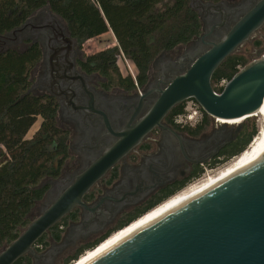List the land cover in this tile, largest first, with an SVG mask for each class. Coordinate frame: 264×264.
I'll return each mask as SVG.
<instances>
[{"label": "flooded vegetation", "instance_id": "obj_1", "mask_svg": "<svg viewBox=\"0 0 264 264\" xmlns=\"http://www.w3.org/2000/svg\"><path fill=\"white\" fill-rule=\"evenodd\" d=\"M258 1H203L222 6L205 17L198 12L201 34L187 44L160 53L151 64L147 83L139 90L116 86L107 77L85 68L92 54L85 55L83 45L79 46L72 37L75 43L70 45L64 22L50 21L45 8L12 38L2 40L0 50L6 45H39L42 58L32 73L30 90L55 100L57 126L67 137L68 157L55 179H45L48 182L43 185L48 190L38 202L43 203L40 214L117 143L136 134L135 127L150 112L160 92ZM220 25L223 26L217 28ZM262 39L264 45V35ZM171 112L160 126L143 133L139 143L124 152L89 189L83 198L85 206L75 207L60 222L61 240L51 238L53 244L39 252L44 256L30 258L31 264H56L64 250L75 247L79 251L181 194L201 177L205 162L211 165L221 160L219 154L224 147H220L239 134L233 128L214 125L212 120L206 130L193 133L201 129L204 119L195 128L182 127L175 123V116L171 118Z\"/></svg>", "mask_w": 264, "mask_h": 264}, {"label": "trees", "instance_id": "obj_2", "mask_svg": "<svg viewBox=\"0 0 264 264\" xmlns=\"http://www.w3.org/2000/svg\"><path fill=\"white\" fill-rule=\"evenodd\" d=\"M219 2L221 0H203ZM191 0H0V36L23 26L34 14L49 7L66 25L70 36L82 46L89 40L111 33L114 46L88 57L85 68L98 72L125 89L144 86L154 59L164 51L187 44L201 34L199 15L190 7ZM262 42H257L260 47ZM42 58L38 44L7 47L0 50V249L14 242L32 222L30 214L48 186L45 179H55L68 157L67 137L57 126V105L49 96L29 93L32 73ZM125 59L136 71V81L122 74L119 62ZM243 56H230L214 73L212 86L217 93L222 80L230 81L246 67ZM176 106L171 118L183 112ZM204 112L201 133L209 125ZM40 120V125L29 137ZM259 130L255 123L244 125L237 137L220 152L223 165L240 156L253 142ZM203 171H201L202 173ZM141 218V217H140ZM131 220L115 232L137 221ZM59 223L51 229V238L59 242ZM115 232H109L94 243L82 247L63 264L76 262L87 251L96 249ZM46 236V235H45ZM45 236L36 246L47 247ZM15 264H31L23 257Z\"/></svg>", "mask_w": 264, "mask_h": 264}, {"label": "water", "instance_id": "obj_3", "mask_svg": "<svg viewBox=\"0 0 264 264\" xmlns=\"http://www.w3.org/2000/svg\"><path fill=\"white\" fill-rule=\"evenodd\" d=\"M220 6L221 3L202 0L190 2L192 10L203 17L215 13ZM44 10L50 21L63 23L49 7ZM30 21L31 18L23 26L0 36V44ZM263 28L264 0H259L188 70L160 92L155 105L135 127L136 134L117 143L14 242L2 248L0 264H15L23 257L33 260L43 257L35 248L37 242L75 207H84L83 198L89 189L124 152L139 143L143 133L160 126L176 106L195 100L213 120L230 121L257 115L264 102L263 50L258 52L255 61L228 81L221 93L215 92L212 78L230 56ZM66 38L70 45L75 43L69 34ZM92 264H264V150L247 168L140 231Z\"/></svg>", "mask_w": 264, "mask_h": 264}, {"label": "bare ground", "instance_id": "obj_4", "mask_svg": "<svg viewBox=\"0 0 264 264\" xmlns=\"http://www.w3.org/2000/svg\"><path fill=\"white\" fill-rule=\"evenodd\" d=\"M257 115H260L264 118V102L261 106V109ZM256 116V115H255ZM243 119H236L230 121L218 120L220 123L225 124H238ZM264 122V119H263ZM264 150V123L260 128L259 134L255 137V140L252 144L235 160V163L229 167L224 168L217 175L205 181L202 185L193 188L190 191H187L184 194H181L175 198H172L168 202L162 204L160 207L149 212L136 222L132 223L130 226L126 227L124 230L117 232L111 238L106 240L100 246L96 247L91 252H86L87 254L83 256L79 261L74 264H92L97 259L101 258L103 255L115 249L117 246L136 235L140 231L154 224L155 222L161 220L165 216L169 215L173 211L181 208L182 206L190 203L192 200H195L205 192H208L215 186L219 185L226 179L234 176L238 172L247 168L254 162H256Z\"/></svg>", "mask_w": 264, "mask_h": 264}, {"label": "rangeland", "instance_id": "obj_5", "mask_svg": "<svg viewBox=\"0 0 264 264\" xmlns=\"http://www.w3.org/2000/svg\"><path fill=\"white\" fill-rule=\"evenodd\" d=\"M262 35H264V28L260 31H258L251 40H249L247 43H245L234 55L235 56H243L246 58V60L248 61L247 66H249L253 61H255L257 59V54L259 52L260 49H264V45H263V39H262ZM257 42H262V45L260 47H256V43ZM116 43V40L114 39L113 35L111 33H107L105 35H102L99 38L96 39H92L87 41L86 43L83 44L82 49L85 52V55H90V54H94L100 51H103L107 48H110L112 46H114ZM7 47H11V45H6L4 48ZM129 64V67H128ZM119 68L122 72V74L127 75L129 74V69H131L134 73H136L135 68L133 67V65L129 62L126 63L124 61V59H122L119 62ZM244 69V68H243ZM241 69V70H243ZM263 117L260 115H256L250 118H247L245 120H241L238 124H225V123H219L216 120L210 119L213 121L214 125H221V126H227L229 128H233V131H237L239 128V132L242 130L244 125L247 124H252L255 123L258 127V130L260 132V128L263 126ZM40 125V120L37 122V124L32 128V130L30 131V135L29 137L36 131V129L39 127ZM259 134V133H258ZM239 157V156H238ZM237 157V158H238ZM237 158H233L230 161H228L227 163H225V168L229 167L231 165H233L235 163V160ZM45 182H48V180H43L41 182V185H43ZM43 203H38L34 209L32 210L31 214H30V220L33 221L35 219L38 218V216L40 215V208L42 206ZM139 220V219H138ZM25 230V229H24ZM23 230V231H24ZM124 230V229H123ZM22 231V232H23ZM120 232V231H118ZM117 234V232H115L113 235ZM112 235V236H113ZM111 236V237H112ZM110 237V238H111ZM109 239V238H108ZM107 239V240H108ZM105 242V241H104ZM103 242V243H104ZM45 243H47V247L51 246L53 244L52 239H51V234L50 232H48L45 236ZM101 245V244H100ZM47 247H40L41 250H45ZM37 249V246L35 247ZM78 248H68L66 250H64L63 254L61 255V257L56 261V264H63L64 261L68 260L70 257L74 256L76 254ZM2 250V248L0 249V251ZM93 251V250H91ZM91 251H87L91 252ZM87 253H84V255H82L79 260L85 256ZM77 260V261H79ZM76 261V262H77ZM75 262H72L71 264H74Z\"/></svg>", "mask_w": 264, "mask_h": 264}, {"label": "built area", "instance_id": "obj_6", "mask_svg": "<svg viewBox=\"0 0 264 264\" xmlns=\"http://www.w3.org/2000/svg\"><path fill=\"white\" fill-rule=\"evenodd\" d=\"M262 58H264V53L262 55ZM124 61L126 63H129L125 59H124ZM128 67H129V64H128ZM241 69L242 68L239 67L240 71H241ZM129 74L136 81V73H134L131 69H129ZM227 83H228L227 80H222L220 82V84L218 85V88L223 89ZM135 86H136L137 90L140 89V86L138 85L137 82L135 83ZM203 119H204V112L195 100L186 101L184 104L183 112H181L180 114H178L174 117L175 123L177 125L182 126V127H185V126L191 127V128H195L196 126L200 125L202 123ZM216 121L218 122V120H216ZM254 140H255V138H254ZM224 166H225V164L216 165V166H211V165L205 164L203 166V172H202L201 177L198 178L197 180H195L194 182H192L191 184H189L188 187L186 188V190L184 192H182L181 194H184L187 191H190L193 188L202 185L205 181L209 180L210 178L217 175L220 171H222L225 168ZM181 194H179V195H181ZM179 195H177V196H179ZM177 196H175V197H177Z\"/></svg>", "mask_w": 264, "mask_h": 264}]
</instances>
